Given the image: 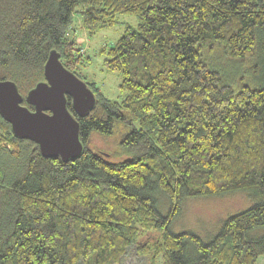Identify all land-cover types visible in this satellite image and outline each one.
Wrapping results in <instances>:
<instances>
[{"label":"trees","instance_id":"1","mask_svg":"<svg viewBox=\"0 0 264 264\" xmlns=\"http://www.w3.org/2000/svg\"><path fill=\"white\" fill-rule=\"evenodd\" d=\"M94 33L136 15L105 67L121 100L88 83L96 106L80 122V156H45L0 113V264H258L264 257V0H0V80L26 96L52 50L77 74L76 14ZM260 58L253 87L226 82L205 59ZM76 49L78 50L76 52ZM94 135L115 140L92 147ZM105 153H108L106 155ZM246 191L247 209L204 241L169 226L187 197ZM171 200L162 214L156 196ZM150 235H152L150 237ZM150 237V238H148Z\"/></svg>","mask_w":264,"mask_h":264},{"label":"rangeland","instance_id":"2","mask_svg":"<svg viewBox=\"0 0 264 264\" xmlns=\"http://www.w3.org/2000/svg\"><path fill=\"white\" fill-rule=\"evenodd\" d=\"M118 23L114 26L102 28L90 33L84 26L79 13L76 14L75 23L71 29V39L76 38L77 47L82 54V62L77 68L82 79L96 86L97 89L111 99L121 100L123 93L120 90L122 75L119 72L108 70L104 65V48L110 47L124 33L130 25L137 27L139 20L133 14H117ZM78 50L76 49V52ZM215 55L206 56V61L219 70L226 82L238 87L241 82L258 87L263 84L256 79V67L260 58L246 60L230 59L221 48ZM92 147L112 150L115 140L104 139L94 135ZM157 206L162 214H168L171 200L162 192L156 196ZM253 200L246 191H237L220 196L187 197L182 201L181 212L174 217L169 229L174 233L191 230L197 233L204 241L217 233L223 221L230 215L239 213L251 205ZM152 235H150L151 237ZM148 237V238H150ZM122 264H146V258H137L135 249H131ZM258 264H264V257H260Z\"/></svg>","mask_w":264,"mask_h":264},{"label":"water","instance_id":"3","mask_svg":"<svg viewBox=\"0 0 264 264\" xmlns=\"http://www.w3.org/2000/svg\"><path fill=\"white\" fill-rule=\"evenodd\" d=\"M45 80L23 95L12 80H0V113L11 123L13 133L35 141L45 156L64 160L81 155L80 122L68 107V97L77 114L85 116L96 106L97 98L88 83L68 69L60 53L52 50L44 68ZM108 155V153H105Z\"/></svg>","mask_w":264,"mask_h":264}]
</instances>
